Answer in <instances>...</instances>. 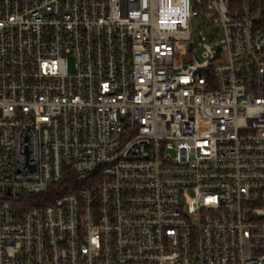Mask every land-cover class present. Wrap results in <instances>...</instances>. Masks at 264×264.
<instances>
[{
	"label": "built area",
	"instance_id": "1",
	"mask_svg": "<svg viewBox=\"0 0 264 264\" xmlns=\"http://www.w3.org/2000/svg\"><path fill=\"white\" fill-rule=\"evenodd\" d=\"M0 264H264V0H0Z\"/></svg>",
	"mask_w": 264,
	"mask_h": 264
},
{
	"label": "trees",
	"instance_id": "2",
	"mask_svg": "<svg viewBox=\"0 0 264 264\" xmlns=\"http://www.w3.org/2000/svg\"><path fill=\"white\" fill-rule=\"evenodd\" d=\"M69 180H72V177L69 179H64L60 182H58L57 184L53 185L47 192H45L44 194L40 195V196H35L32 198L30 205L31 206H41V205H46L50 202H52L54 200V198L68 193L71 190H76V188L78 187V185L76 184H69ZM69 185L71 187H69ZM45 200V201H43ZM47 202V203H46Z\"/></svg>",
	"mask_w": 264,
	"mask_h": 264
}]
</instances>
